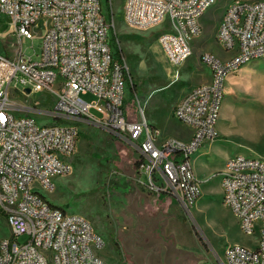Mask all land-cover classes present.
I'll list each match as a JSON object with an SVG mask.
<instances>
[{
	"label": "built area",
	"instance_id": "1",
	"mask_svg": "<svg viewBox=\"0 0 264 264\" xmlns=\"http://www.w3.org/2000/svg\"><path fill=\"white\" fill-rule=\"evenodd\" d=\"M219 1L123 0L122 15L138 29L167 23L169 30L159 35L158 44L177 80L202 35V17ZM104 5V0H0V15L10 19L18 39L13 57L0 54V215L9 230L0 239V264H108L102 254L105 242L93 225L41 194L72 171L69 159L84 128H101L127 144L137 155L138 183L192 210L201 197L192 159L220 137L226 79L264 59V0H233L215 35L231 58L222 62L203 53L200 62L211 71V82L192 88L173 110L175 120L189 128V139L159 142L158 130L143 111L126 107L127 75L113 51L114 18ZM35 39L39 53L29 55L23 42ZM11 85L25 98L53 95L54 104L51 109L37 102L18 104L10 99ZM88 95L96 101H86ZM137 114L140 119H134ZM219 179L223 204L245 234L259 238L255 249L227 247L217 263L264 264V160L234 156Z\"/></svg>",
	"mask_w": 264,
	"mask_h": 264
},
{
	"label": "rangeland",
	"instance_id": "2",
	"mask_svg": "<svg viewBox=\"0 0 264 264\" xmlns=\"http://www.w3.org/2000/svg\"><path fill=\"white\" fill-rule=\"evenodd\" d=\"M232 1L220 0L202 17V35L192 44L191 55L174 80L158 44L159 35L169 30L167 23L146 29L130 27L123 20V0H113L111 11L110 1L104 0L114 18L113 51L118 44L127 73L126 107L136 113L143 111L148 123L158 130L159 142L167 138L187 141L190 137L189 128L175 120L173 110L190 89L211 82V71L200 62L201 55L211 53L222 62L231 58L217 45L215 35ZM39 46V39L23 42L29 55L33 51L38 54ZM17 47L10 19L0 15V54L13 57ZM14 88L11 85L10 99L18 104L37 102L43 109L54 104L53 95L39 93L25 98ZM224 90L218 122L222 142L203 149L197 161L192 159L193 171L201 182V197L192 210L182 209L171 196L146 191L138 183L136 153L107 131L93 127L80 133L77 151L69 159L72 171L55 178L53 189L41 190V194L50 204L81 215L93 225L105 242L102 254L108 264H176L185 258L179 246L193 249L199 245L211 252L218 264L216 256L223 257L231 245L255 249L258 234H245L237 217L223 204L219 173L226 161L237 155L264 160V59L228 76ZM84 99L96 101L91 95ZM140 118L138 114L134 117ZM8 236L5 218L0 215V239ZM24 240L20 238V242Z\"/></svg>",
	"mask_w": 264,
	"mask_h": 264
},
{
	"label": "crops",
	"instance_id": "3",
	"mask_svg": "<svg viewBox=\"0 0 264 264\" xmlns=\"http://www.w3.org/2000/svg\"><path fill=\"white\" fill-rule=\"evenodd\" d=\"M245 67V66H244ZM191 90V89H190ZM189 90V91H190ZM186 92L185 95L187 93ZM184 95V96H185ZM183 96V98H184ZM182 98V99H183ZM181 99V100H182ZM154 127V126H153ZM217 130H218V124H217ZM219 133V132H218ZM220 135V133H219ZM222 142L220 140V137L214 141V142H211V143H207L200 151L199 153L193 158L194 161H197L203 154H202V150L205 149L206 147H209V148H212L214 147L216 144ZM179 252H183L182 254H184L185 258H183V260L179 261L177 260L176 261V264H208L209 263H212V264H215V261L211 255V252H207L206 249H204L202 246L199 245V247H195L193 249H188L186 247H178L177 248ZM186 249V250H184ZM181 250V251H180Z\"/></svg>",
	"mask_w": 264,
	"mask_h": 264
},
{
	"label": "trees",
	"instance_id": "4",
	"mask_svg": "<svg viewBox=\"0 0 264 264\" xmlns=\"http://www.w3.org/2000/svg\"><path fill=\"white\" fill-rule=\"evenodd\" d=\"M107 2H108V0H107ZM108 12H109V11H108ZM113 41H114V42L116 41L115 36H114V38H113ZM115 47H116V56H117L118 62L120 63V65L124 66L123 56H122V53H121V51H120V49H119V45L117 44V45H115ZM126 75H127V73H126V71H125V76H126ZM132 97L135 98V93L132 95ZM132 100H133V98H132ZM2 216H3V215H2ZM3 217H4V216H3ZM195 235L199 238V236H198L196 233H195ZM199 240H200V242H202L200 238H199Z\"/></svg>",
	"mask_w": 264,
	"mask_h": 264
},
{
	"label": "water",
	"instance_id": "5",
	"mask_svg": "<svg viewBox=\"0 0 264 264\" xmlns=\"http://www.w3.org/2000/svg\"><path fill=\"white\" fill-rule=\"evenodd\" d=\"M27 93H30V90L29 89L27 90Z\"/></svg>",
	"mask_w": 264,
	"mask_h": 264
}]
</instances>
